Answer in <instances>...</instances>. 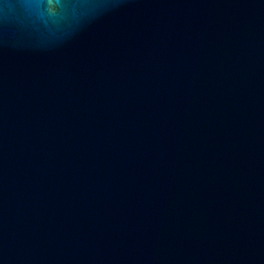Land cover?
Wrapping results in <instances>:
<instances>
[{
    "label": "water",
    "instance_id": "water-1",
    "mask_svg": "<svg viewBox=\"0 0 264 264\" xmlns=\"http://www.w3.org/2000/svg\"><path fill=\"white\" fill-rule=\"evenodd\" d=\"M0 264H264V0H0Z\"/></svg>",
    "mask_w": 264,
    "mask_h": 264
}]
</instances>
